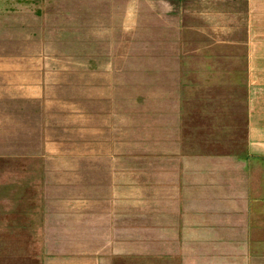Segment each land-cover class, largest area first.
<instances>
[{"label": "crops", "instance_id": "1", "mask_svg": "<svg viewBox=\"0 0 264 264\" xmlns=\"http://www.w3.org/2000/svg\"><path fill=\"white\" fill-rule=\"evenodd\" d=\"M0 39L16 264H264V0H4Z\"/></svg>", "mask_w": 264, "mask_h": 264}, {"label": "rangeland", "instance_id": "2", "mask_svg": "<svg viewBox=\"0 0 264 264\" xmlns=\"http://www.w3.org/2000/svg\"><path fill=\"white\" fill-rule=\"evenodd\" d=\"M0 2H1L0 4L4 5V0H1ZM75 23H77V22H72L71 25L74 26V25H76ZM77 34H78L77 29H72L71 30V35L72 36L77 35ZM68 40H72V39H68ZM8 42H9L8 40L7 41H4V40L2 41L0 39V52L1 51L3 52L8 47H14L13 45H7ZM42 47L43 46L39 45V48H42ZM49 47H51V46H49ZM73 47L75 49H77V46L74 45ZM115 47H118L119 50L121 48V51H122L125 46H115ZM43 48H45V46ZM142 48H143L142 45H136V53L141 52ZM62 79L64 80L65 84H69L70 85V89H69L70 99L68 98V95H66V93H67V86H66V87H64L63 92L57 94V96L59 98L57 97L56 100H55L56 116L60 115L59 112H61V113H62V111L66 112L68 110L67 109V103H69V107H70V110H71L70 116H71V122H72L71 123V140H72L71 143L73 144L75 142L76 145H77V142H78V136H77L78 122L77 121H78V117H79V108H78V106H79V97H80L79 82H78L79 78L76 77V76H71V78H70L71 82L70 81L68 82L67 78H62ZM142 81H143L142 77H136L135 78L134 84H135V90H136V92H135L136 93V101H138L137 100V97H138L137 95H141V92H142V83H143ZM67 99L69 101H67ZM59 106H63V109H61V110L58 109ZM62 115H63V113H62ZM16 239L17 240L20 239V241H21L22 237L21 238L17 237ZM20 241L17 242V243H20L22 246H25L23 241L22 242H20ZM14 242H15V240H14L13 237H11V238H7V237H3V236L0 237V264H12V263L16 264L17 262L22 260V257L24 256V253L26 255H28L27 254L28 252H22L20 247L16 248L15 247L16 244L12 245Z\"/></svg>", "mask_w": 264, "mask_h": 264}]
</instances>
